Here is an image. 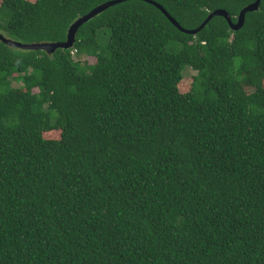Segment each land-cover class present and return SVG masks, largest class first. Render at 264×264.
I'll return each instance as SVG.
<instances>
[{
    "label": "trees",
    "instance_id": "obj_1",
    "mask_svg": "<svg viewBox=\"0 0 264 264\" xmlns=\"http://www.w3.org/2000/svg\"><path fill=\"white\" fill-rule=\"evenodd\" d=\"M110 1L1 0L0 34L64 43ZM152 1L195 30L257 0ZM0 264H264V0L236 32L129 0L70 49L0 41Z\"/></svg>",
    "mask_w": 264,
    "mask_h": 264
},
{
    "label": "water",
    "instance_id": "obj_2",
    "mask_svg": "<svg viewBox=\"0 0 264 264\" xmlns=\"http://www.w3.org/2000/svg\"><path fill=\"white\" fill-rule=\"evenodd\" d=\"M126 1H129V0H114V1L106 2V3L98 6L96 9H94L92 12H90L87 16L77 20L72 25V27L70 28L69 33H68V39L64 43L22 44L20 42H17V41H14L12 39L5 37L3 34H0V41H2L6 45H9L13 48L21 49L24 51L42 50V51H45L49 54H53L59 49H63V50L64 49H70L73 47V45L75 43L77 31L79 30V28L83 24L89 22L93 18H95L98 15H100L101 13L105 12L107 9H109L115 5H118L122 2H126ZM143 1H145L149 4H152V5L156 6L158 9L162 10L167 15L168 19L172 22V24L175 25L181 32L186 33V34H191L194 36L197 35L198 33H200L214 17L225 18L228 21L230 29L232 31H235V32L239 31L243 28V26L245 24L246 14L250 13V12L258 11L259 7H260V3H261V0H257L255 3L244 8L240 12V15L238 16L237 23H234L232 21L230 14L226 10H217V11L211 13L208 16V18L205 20V22L199 28H197L195 30H186L174 18H172L171 16H168V14L166 13V11L163 9V7L161 5H159L158 3H156L152 0H143Z\"/></svg>",
    "mask_w": 264,
    "mask_h": 264
},
{
    "label": "rangeland",
    "instance_id": "obj_3",
    "mask_svg": "<svg viewBox=\"0 0 264 264\" xmlns=\"http://www.w3.org/2000/svg\"><path fill=\"white\" fill-rule=\"evenodd\" d=\"M31 2H35L36 0H29ZM0 6H1V0H0ZM81 61H88L90 65H93L96 63V60L94 58H88V57H82ZM196 76V72L195 71H188L187 74H185V78L182 81V83L180 84V89L183 93H187L191 90L192 87V83H193V79ZM34 92H37V90H35ZM44 137L46 139H58L59 138V133L57 132H50L47 134H44Z\"/></svg>",
    "mask_w": 264,
    "mask_h": 264
},
{
    "label": "clouds",
    "instance_id": "obj_4",
    "mask_svg": "<svg viewBox=\"0 0 264 264\" xmlns=\"http://www.w3.org/2000/svg\"><path fill=\"white\" fill-rule=\"evenodd\" d=\"M187 30V29H186Z\"/></svg>",
    "mask_w": 264,
    "mask_h": 264
}]
</instances>
